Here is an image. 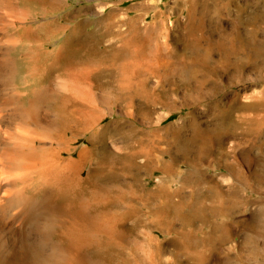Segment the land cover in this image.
<instances>
[{
	"label": "rangeland",
	"instance_id": "rangeland-1",
	"mask_svg": "<svg viewBox=\"0 0 264 264\" xmlns=\"http://www.w3.org/2000/svg\"><path fill=\"white\" fill-rule=\"evenodd\" d=\"M193 1L19 0L21 8L17 9L16 29L30 28L33 35L31 38L29 37V43H26L25 48H23L20 39L16 37L15 46L18 52L15 53L16 83L19 84L23 78L22 75L30 69L27 79L28 83H31L32 87L34 86L32 90L46 87L47 93L51 94L44 100L41 109L43 118L40 125L35 128L33 135L34 145L54 150L61 148L58 149L61 152L67 149L66 153H62L64 157H61L77 159L81 148L89 147L85 136L91 134L93 130L91 127L98 129L99 132L93 134V142L97 147H95L96 154L93 156L89 154V161H86L87 164L85 163L80 176L85 178L90 169L99 170L98 174L100 172L104 174L106 187L100 190L98 196L94 193L92 199L93 201L97 199L95 202L90 199L95 205L98 206L99 201L103 204V201L109 199V202L111 200L109 206H120V210L123 206L122 209L133 210L126 219L127 234L124 242L127 246L125 254L130 260V264H137L139 259L143 262L146 260L149 255L147 242L150 238H158L155 240H159L165 246L166 252H174L178 247L192 246L200 242L198 251L203 252L208 249L210 253L208 264H223V259L226 256L230 257L231 264L247 262L246 258L242 256L243 253L238 254L239 257L235 255L237 246L241 249L243 245L241 243L243 234L241 233L248 229L246 221H238L247 219V215L245 216L247 212L237 215L235 218L237 224L231 226L227 240L220 243L222 228L217 225L220 222H216L214 218L210 220L196 218L190 222L182 220L175 217L174 208H177L178 213L182 215L188 211L189 207L198 208L204 212L202 206L207 208L209 206H250L249 211L257 210L258 220L254 222L261 223V218L264 217V214H261L262 217L259 216V209L264 206V179L262 183H257V178L264 177V169H262L264 161L256 160V158L247 160L237 153L235 157L230 155H222L220 158L213 157L216 158V162H212L211 156L208 160L200 163L201 169L206 173L204 172L205 176L203 175L204 178L202 177L200 185L196 186L185 175L188 171V161L181 157L177 146L172 148L173 150L171 149L177 145L172 143V136L175 132L180 131L179 140L181 143L189 134H194L191 124H196L199 131L206 130L212 125L213 111L205 107V103L211 100L210 97H206L199 103L190 102L187 104L191 98L183 95L184 91L179 85L180 78L174 72L177 63L173 61L142 59L137 64L138 73L134 75L131 74V71L123 74L124 69H121L122 64H128L125 60L128 58L124 60L118 58L122 50H124L122 57H126V54L135 48L144 46L145 51H149L148 47L152 48L156 43L165 42L179 54L184 53L183 45L188 25L186 19ZM197 4L198 6L195 5V7L201 13L202 8L199 3ZM19 11L22 13L20 14ZM212 13L210 11V14ZM196 16L199 17V15ZM230 21H233V16L228 21L223 20L222 31L210 35L212 42L216 43L221 36L230 35ZM241 34L243 33L241 32ZM51 37L53 38L51 39ZM261 38L262 35L258 34L257 39ZM63 39H66V44ZM38 42L44 44V48L41 43L39 46L41 45L48 51L67 46L78 50L80 55H84L86 51H102L104 56H109V60L98 61L97 57L94 58L98 61L97 63H102V69L107 67L108 70L98 79L84 76L86 80H83L84 77L76 76L74 73H79L84 64L76 63L64 66L66 71L57 65L51 68L53 56L41 55L37 50ZM27 54L31 55L28 58L29 62L25 59ZM32 56L35 58L30 59ZM213 59H218V54L213 56ZM45 61L49 62V65ZM93 63L95 62L93 61ZM38 64L43 66L40 67ZM69 68H71V72H69ZM62 69L65 71L64 74H62ZM260 72L252 68L247 70L250 82L238 87L241 89L240 98L249 93L260 95V92L264 90V75H261ZM59 74L62 78L58 77ZM42 76H45V80ZM122 76L123 78L120 80ZM125 78L129 79H127V83ZM219 79L221 84L228 87V90H232L229 86L230 78L224 75ZM33 81L37 82L40 87L33 84ZM38 81L42 83H38ZM245 84L248 87L243 86ZM115 93H117L116 98L114 97ZM118 93L121 97L127 96L123 100L124 102L118 101ZM100 95L104 97H100ZM262 113L264 114V109L254 111L256 118ZM99 119L102 120L95 124ZM41 124H43L42 127ZM64 130H67L66 133ZM155 130H158L159 134L153 132ZM160 139L161 141H159ZM162 139L171 141V143H166ZM155 140L156 144L158 143L157 146ZM229 141L232 139L224 141L222 152L229 149ZM262 141L263 145L264 140ZM166 145L170 146H167L170 150L167 149L172 150V153L165 152ZM148 151H153L155 154L149 162L146 156ZM177 151L179 153H176ZM262 151H264V147ZM123 154H136L135 163L140 168H132V171L123 172L122 167L125 162L116 160L115 157ZM169 163L173 165V168L169 167ZM164 165H166L165 169ZM95 172L97 173V171ZM160 208L172 213L165 214L162 211L164 213L162 214L158 211ZM115 210L116 208H114ZM262 252L264 253V250ZM252 261L254 260L250 261L251 264L256 262L264 264L262 260Z\"/></svg>",
	"mask_w": 264,
	"mask_h": 264
},
{
	"label": "bare ground",
	"instance_id": "bare-ground-1",
	"mask_svg": "<svg viewBox=\"0 0 264 264\" xmlns=\"http://www.w3.org/2000/svg\"><path fill=\"white\" fill-rule=\"evenodd\" d=\"M240 1L241 4H239ZM197 3L202 8L201 13L195 7V5L198 6ZM20 8L19 0H0V264H130L125 254L127 246L124 242L127 234L126 219L133 210L122 209L123 206L121 210L120 206H109L111 203L109 199H103L106 201H103L104 205L100 203L101 201L97 203L98 206L95 205L93 202L97 199L93 197L96 199L93 201L92 196L94 193L99 194L100 190L106 187L104 174L102 172L98 174L99 170L90 169L85 178L80 176L85 163L87 164L86 161H89V154L92 156L96 154L97 147L93 142V134L99 132L98 129L91 127V130L93 129L91 134L85 136L89 147L83 146L77 159L62 158L64 157L62 153L67 149L61 152L58 150L61 148L54 150L34 145L35 128L40 125L43 118L41 109L44 100L51 94L47 93L46 87L32 90L34 86L32 87L27 79L30 69L22 75L21 82L16 83V40L19 38L25 48L29 37L33 35L30 28L16 29L15 19L18 14L17 9ZM210 11L213 13L210 14ZM19 13L22 12L19 11ZM187 16L184 53L179 54L165 42H159L152 48L148 47L149 51H145L144 46L135 48L128 52L126 57H122L124 51L122 50L118 58L122 60L128 58L125 59L128 64H122L121 69H124L123 74L131 71L132 75L138 73L137 64L142 59L173 61L177 63L174 72L180 78L179 85L184 91L183 95L191 98L187 104L199 103L206 97H210L211 100L205 103V107L213 111L212 125L206 130L199 131L196 124H191L194 134H189L181 143L180 131L172 136V143L177 145H172L171 149L177 146L181 157L188 161L186 178L199 186L206 173L201 169L200 163L211 156L212 158L216 156L220 158L222 155L235 157L238 153L247 160L256 158V160L264 161V151H262L264 144L261 143L264 140V114L262 113L258 118L254 114L255 110L264 109V90L260 92V95L249 93L240 98L241 89H238L241 84L249 81L247 74L249 68L257 72L261 71L260 74L264 75V0H197L192 2ZM232 16L233 21L229 23L230 35L221 36L216 43L212 42L210 35L222 31L223 20L228 21ZM258 34L262 35L261 39H257ZM40 43L38 42L37 45L39 46ZM41 45L45 47L44 44L41 43ZM41 45L37 48L41 55L53 56L51 68L57 65L64 69V66L80 63L84 64V67L74 75L92 76L97 79L108 70L107 67L101 68V62L97 63L102 59L109 60V56H104L102 51H86L84 55H80L79 51L72 46L58 47L48 51ZM216 54L218 59L214 60L213 56ZM29 56L31 55H25L28 62ZM33 57L35 58L32 56L30 59ZM94 57H97L98 61ZM69 69L71 72V68ZM64 70L62 74L66 71ZM60 75L58 77L62 78ZM224 75L230 78L229 86L232 90H228V87L220 83L219 78ZM42 77L45 78V76ZM121 78L123 76L120 80ZM127 79L125 78L126 83ZM83 80L86 78L84 77ZM39 81L38 83H42ZM33 84L36 85L37 82ZM243 86L248 87L246 84ZM116 90L118 92V89ZM53 94L55 95V92ZM126 98L127 96L121 97L118 93V101L122 102ZM101 120H97L95 124ZM66 131L64 130L65 133ZM227 139H232L229 141V149L222 152L223 143ZM164 141L171 143V141ZM167 146L169 145H166V149L170 150V146ZM167 150H165L166 153H172L173 149ZM178 151L176 153H179ZM133 154L115 156L116 160L125 162L122 167L123 172L140 168L136 166V154ZM146 156L149 162L155 154L153 151H148ZM216 158H213L212 162H216ZM171 164L169 163V167L173 168ZM263 179L264 177L257 178V183H262ZM202 207L204 212L194 207H189L188 211L182 215L178 213L177 208H174L173 212L176 218L189 222L196 218L216 219V222H220L217 225L222 228L220 243L227 240L231 226L237 224L235 221L237 215L247 212L245 214L247 219L238 221H246L248 229L241 233L243 245L241 249L237 246L235 255L239 257L238 254L243 253L242 256L247 262L243 261L242 264H251L252 259L264 261L262 252L264 250V217L261 216L264 214L262 209L264 206L261 207L262 210L259 209V216L262 217L260 224L254 222L258 220L257 210L249 211L250 206H247L248 208L245 206ZM114 208H116L115 211ZM158 211H163L165 214L172 213L163 208ZM155 239L148 240L149 255L147 254L148 257L144 262L139 259L141 262L137 261V264H208L210 253L208 249L203 252L198 251L200 242L192 246L178 247L174 252L169 250L166 252L165 246ZM223 264H231L229 256L223 259ZM255 264H261V262Z\"/></svg>",
	"mask_w": 264,
	"mask_h": 264
}]
</instances>
